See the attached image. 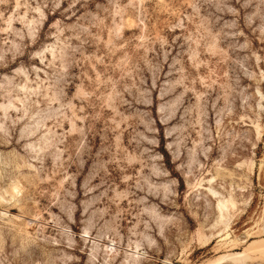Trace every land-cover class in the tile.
<instances>
[{
	"label": "rangeland",
	"instance_id": "obj_1",
	"mask_svg": "<svg viewBox=\"0 0 264 264\" xmlns=\"http://www.w3.org/2000/svg\"><path fill=\"white\" fill-rule=\"evenodd\" d=\"M0 264H264V0H0Z\"/></svg>",
	"mask_w": 264,
	"mask_h": 264
},
{
	"label": "bare ground",
	"instance_id": "obj_2",
	"mask_svg": "<svg viewBox=\"0 0 264 264\" xmlns=\"http://www.w3.org/2000/svg\"><path fill=\"white\" fill-rule=\"evenodd\" d=\"M223 200H219L218 201V204H217V207L220 211H223L222 208L225 206L224 205V202H222ZM223 213V212H222Z\"/></svg>",
	"mask_w": 264,
	"mask_h": 264
}]
</instances>
